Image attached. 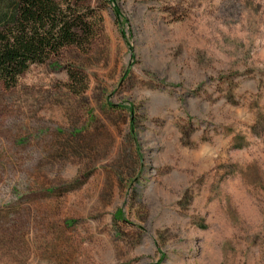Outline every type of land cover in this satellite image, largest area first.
<instances>
[{
  "label": "rangeland",
  "instance_id": "rangeland-1",
  "mask_svg": "<svg viewBox=\"0 0 264 264\" xmlns=\"http://www.w3.org/2000/svg\"><path fill=\"white\" fill-rule=\"evenodd\" d=\"M73 4L0 79V264H264V0Z\"/></svg>",
  "mask_w": 264,
  "mask_h": 264
},
{
  "label": "trees",
  "instance_id": "trees-1",
  "mask_svg": "<svg viewBox=\"0 0 264 264\" xmlns=\"http://www.w3.org/2000/svg\"><path fill=\"white\" fill-rule=\"evenodd\" d=\"M62 1L11 0L12 9L0 8V79L5 85H14L29 65L62 47L81 45L87 22L74 0Z\"/></svg>",
  "mask_w": 264,
  "mask_h": 264
}]
</instances>
